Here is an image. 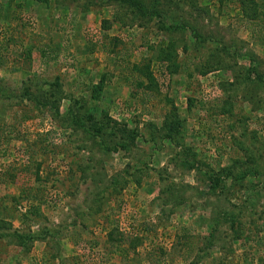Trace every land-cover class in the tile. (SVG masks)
Returning a JSON list of instances; mask_svg holds the SVG:
<instances>
[{
  "label": "rangeland",
  "instance_id": "374dc122",
  "mask_svg": "<svg viewBox=\"0 0 264 264\" xmlns=\"http://www.w3.org/2000/svg\"><path fill=\"white\" fill-rule=\"evenodd\" d=\"M159 8L0 0V264H264V0Z\"/></svg>",
  "mask_w": 264,
  "mask_h": 264
},
{
  "label": "trees",
  "instance_id": "16d2710c",
  "mask_svg": "<svg viewBox=\"0 0 264 264\" xmlns=\"http://www.w3.org/2000/svg\"><path fill=\"white\" fill-rule=\"evenodd\" d=\"M37 1H44V0H37ZM70 1H77V0H70ZM109 2H111L118 10L120 11H124V15L122 17H118V22L123 23V17L125 16H129L133 21H131V24L134 25L135 23L140 25L139 23H137V21H145V18H149L152 16H156V17H160L163 14H165V12H163V10H160L159 8V0H152V1H148V0H108ZM181 27V26H180ZM180 27H176L174 29V31H183V30H188L187 27L190 29L193 38L197 39L198 41H204V37L203 35L196 30L195 26H185L184 28H180ZM163 29V27H161ZM204 38V39H203ZM210 39V38H209ZM213 41L215 39H212ZM240 51V49H239ZM243 56L249 59H252V62H255V56L253 55L252 52L250 51H243ZM256 63V62H255ZM254 69H252V71H250L251 74H253L254 79H256L257 82H264V76H260L261 74L258 73L257 69L255 67H253ZM260 82V83H261ZM25 97V96H24ZM78 109V108H77ZM70 112V113H69ZM73 109H68L66 110L65 114H63L64 116H67V121L64 124V128L67 129H74V128H86L85 127V123L83 122H79V120L81 119V117L79 116V114L77 112L72 113ZM54 116L55 117H59L60 115V107L57 106L54 109ZM87 123V122H86ZM169 127L172 131H175L176 128L178 127L177 123H175V121L170 122L169 123ZM102 128H97V131H101V139H104L102 136ZM93 131H96L93 128ZM108 137V136H107ZM123 137H129V135H121L119 137V139H122L125 141L124 143H115L112 147V149H114V151L117 149L118 146L121 147H127V138H123ZM131 137V136H130ZM110 141V139L108 140V142ZM108 142L106 141V151L110 150V146L108 144ZM124 144V146L122 145ZM190 169L192 168V165L189 167ZM49 233V231L47 232ZM27 237L29 238H33L34 240H41L43 239L42 236H40L39 234H29ZM21 239L23 237H20Z\"/></svg>",
  "mask_w": 264,
  "mask_h": 264
}]
</instances>
